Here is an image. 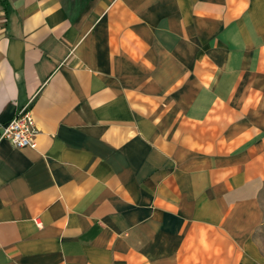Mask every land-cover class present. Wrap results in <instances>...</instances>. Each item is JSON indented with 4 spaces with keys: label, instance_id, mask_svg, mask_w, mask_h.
Wrapping results in <instances>:
<instances>
[{
    "label": "crops",
    "instance_id": "1",
    "mask_svg": "<svg viewBox=\"0 0 264 264\" xmlns=\"http://www.w3.org/2000/svg\"><path fill=\"white\" fill-rule=\"evenodd\" d=\"M0 264H264V0H0Z\"/></svg>",
    "mask_w": 264,
    "mask_h": 264
},
{
    "label": "built area",
    "instance_id": "2",
    "mask_svg": "<svg viewBox=\"0 0 264 264\" xmlns=\"http://www.w3.org/2000/svg\"><path fill=\"white\" fill-rule=\"evenodd\" d=\"M37 133L29 105L19 109L8 122L0 124V139H6L14 147L35 148Z\"/></svg>",
    "mask_w": 264,
    "mask_h": 264
},
{
    "label": "rangeland",
    "instance_id": "3",
    "mask_svg": "<svg viewBox=\"0 0 264 264\" xmlns=\"http://www.w3.org/2000/svg\"><path fill=\"white\" fill-rule=\"evenodd\" d=\"M255 239L257 240L261 253L264 255V222L257 230Z\"/></svg>",
    "mask_w": 264,
    "mask_h": 264
}]
</instances>
